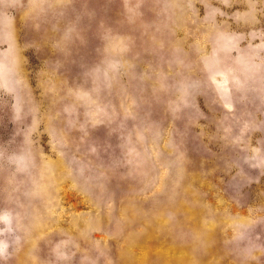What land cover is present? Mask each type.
<instances>
[{"label":"rangeland","instance_id":"rangeland-1","mask_svg":"<svg viewBox=\"0 0 264 264\" xmlns=\"http://www.w3.org/2000/svg\"><path fill=\"white\" fill-rule=\"evenodd\" d=\"M0 264H264V0H0Z\"/></svg>","mask_w":264,"mask_h":264}]
</instances>
